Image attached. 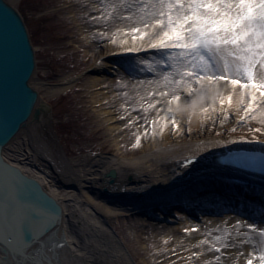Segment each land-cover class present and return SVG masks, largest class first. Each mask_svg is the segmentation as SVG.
<instances>
[{
  "label": "rangeland",
  "instance_id": "rangeland-1",
  "mask_svg": "<svg viewBox=\"0 0 264 264\" xmlns=\"http://www.w3.org/2000/svg\"><path fill=\"white\" fill-rule=\"evenodd\" d=\"M85 2L13 1L26 18L36 49L37 71L34 84L44 101L49 117L41 127L42 135L48 137L55 148L76 163H89L100 155L119 159L139 156L146 151V145L149 149L152 148L155 138L152 135L151 121L156 119L155 115H161L157 111L159 104L148 112H144L140 104L144 103L146 107L148 102H154L155 99L164 102L163 98L158 96L159 87L157 88L154 82L146 84L145 79L151 80L153 73L162 72L164 67L159 64L166 60V54L148 52L145 55H135L131 59L125 56L119 57L116 62H108L113 64L111 68L116 67L115 69L119 68L121 71L106 76L109 83L101 90L110 102L103 107L96 106L92 99L91 86L93 60L100 56L102 58L104 51L111 47L109 44L119 49L120 40L131 37L116 36L114 38L117 44H113L111 38L115 28L112 23H97L92 19L102 16L105 4L112 0ZM124 14L127 15L126 12ZM101 32L105 33L103 37L100 36ZM88 33L92 35L86 36ZM124 65L131 69V75L126 73ZM135 72L139 76L135 77ZM67 74L77 76L72 87L60 92L48 89V83L56 82ZM153 90L157 92L155 97L149 95ZM141 96L145 97L143 102L140 100ZM104 109L112 110L117 118L113 123L118 128L117 132H113L102 114ZM181 111L182 109L177 113ZM240 114L241 112L234 116L229 112L226 123L229 129L225 128L220 133L241 134L264 140V128L261 132H250V127L261 126L255 120L247 124L241 123ZM156 128L159 132V125H156ZM137 136L141 137L138 147L134 146ZM54 188L58 193L71 196L72 203L75 204V217L71 223L77 232L74 233L76 236L73 239L83 241L86 244L85 252L99 261H108L111 264H247V261L252 259L253 264H261L258 258L264 242L259 237V229L264 222H243L235 217L216 213L217 216L213 217L218 219H201L195 224H184L169 214V220L163 219L165 213L156 209L157 205L148 206V213L137 207L126 211V214H98V219L92 216L94 211L87 205L74 200H79L76 187ZM156 214L161 216V219H157ZM253 226L256 231L252 230ZM216 236L223 237L229 244V247L222 248L220 253L209 251L210 245L195 246L201 240L207 239L211 242ZM216 247H220V244L217 243ZM78 254L75 246L69 245L65 254L67 262H76L74 260ZM218 255L220 260L216 259Z\"/></svg>",
  "mask_w": 264,
  "mask_h": 264
},
{
  "label": "bare ground",
  "instance_id": "bare-ground-1",
  "mask_svg": "<svg viewBox=\"0 0 264 264\" xmlns=\"http://www.w3.org/2000/svg\"><path fill=\"white\" fill-rule=\"evenodd\" d=\"M7 1L20 12L30 36L36 65L29 84L37 89L34 84L37 55L26 18L20 9L14 5L13 1L15 0ZM85 4L88 6L87 2ZM82 14L85 16L84 13ZM91 35L92 33H88L86 36ZM128 42L129 44L132 43L131 38H128ZM109 45L111 47L104 51L102 58L101 56L96 57L91 64L93 73L92 99L98 107L106 106L110 102L108 98L104 97L101 90L104 85L109 83L106 76L115 75L121 71L119 68L115 69L116 67L111 68L113 64L108 62H116L119 57L125 56L127 59H131L135 55H145L148 52L153 54L164 53L149 49L146 46L140 51L128 52L124 51L122 45L119 49H116L112 44ZM167 63L170 62L161 61L159 65L164 69L162 72L153 73L154 77L151 80L145 79L146 84L154 82L157 88L159 87L161 90L162 84L158 86L156 82L162 81L163 75L172 71ZM124 69L128 75H131V69H128L126 65H124ZM136 73L134 76H139ZM76 79L77 76L67 74L56 82L48 83L47 87L52 92H60L72 87V83ZM138 81L141 82L140 79ZM220 89L225 95L227 94V89L224 88L223 84ZM162 107H164V102L160 103L157 109ZM215 107L219 109L221 105L217 103ZM223 107L228 108L227 105ZM181 109V112L176 113L180 125L179 130L169 125L164 130L163 135L157 132L153 136L155 138L152 142L154 147L149 149L146 145V151L139 156L119 159L114 156L100 155L93 158L89 163H76L55 148L48 137L42 135L41 127L45 125L49 117L44 101L39 94L34 110L27 122L16 135L7 141L2 148V153L5 160L18 166L22 173L40 182L44 189L61 205L63 219L58 229L60 232L59 240L65 232L68 244H73L79 252L74 260L76 262L72 264L111 263L92 258V255L85 252L86 244L79 239H73L76 236L74 233L77 232L76 228L73 229L74 224L71 223L72 218L75 217V204L72 203L71 196L58 193L54 187H76L79 200H74L87 205L94 211L95 216H92L97 218L99 217L98 214L102 216L126 214V211L137 207H141L139 208L141 211L148 213V206L154 205H157L156 209L165 213L163 219H168L170 216L177 218L184 224H195L197 220L201 221V219L204 221L218 219L213 217L217 216L214 210L223 211L225 206L228 210L230 209L228 208L229 204H234L236 208L227 211L226 215L235 217L239 221L244 222L249 219L242 215L248 211L255 214L253 210L258 209V213L263 215L261 211L264 212V175L259 174L253 168L245 169L242 165L231 164L228 162L230 160L227 163L223 162L221 158L225 160V156L243 148L264 151V140L241 134L220 133L225 128L229 129L226 124L227 120H224L223 123L220 122L224 114L219 111L212 113L210 109L209 114L212 115L213 119H202L199 108L194 112L188 109L183 96ZM159 112L160 116L155 115L157 125L160 124L159 117L167 115L164 111ZM229 112L237 116L240 110L228 108ZM102 114L111 125L110 128L113 132H117V126L113 124L117 118L112 110L104 109ZM189 116L191 117L190 123ZM222 197L225 198L226 202ZM259 198L263 202L258 200ZM67 199L69 201L66 202ZM238 199H240V205L235 204L239 201ZM237 208H239L238 213L240 215L232 212ZM168 214L169 216H167ZM156 218L161 219V216L156 214ZM47 237L48 234L39 241L36 247L46 241ZM0 245L5 247L3 242H0ZM6 247L11 259L16 264L11 250L8 246ZM67 247L63 246L60 249L48 251L42 256H29L28 261L30 262L31 258H38L34 264H70L71 262H67L65 255ZM30 251L32 249L28 250L26 254ZM2 255L6 256L7 253L2 251L0 247V257ZM0 264H5V262H0Z\"/></svg>",
  "mask_w": 264,
  "mask_h": 264
},
{
  "label": "snow or ice",
  "instance_id": "snow-or-ice-1",
  "mask_svg": "<svg viewBox=\"0 0 264 264\" xmlns=\"http://www.w3.org/2000/svg\"><path fill=\"white\" fill-rule=\"evenodd\" d=\"M92 19L112 23L113 44H117L116 36H130L131 44L126 38L119 42L124 51H140L146 46L166 54L172 71L156 82L158 86L162 84L158 96L164 100V107L157 111L167 114L159 117L160 135L169 125L179 130L176 113L181 110L182 96L188 109L194 112L199 108L202 119H213L211 109L212 113L224 114L220 121L223 123L229 118L228 108H236L241 112V123L255 120L261 126L250 127V132L264 128V0H112L105 4L102 16ZM104 35L100 33L101 37ZM222 84L226 95L220 89ZM124 95L127 97V93ZM149 95L155 97L157 92L153 90ZM140 100L143 102L145 97ZM160 103V99H155L140 107L148 112ZM217 103L221 105L219 109L215 107ZM151 125L154 136L157 119ZM140 143L141 137L137 136L134 146ZM9 212L15 215L12 206ZM252 230L256 228L253 226ZM45 234L47 230L42 236ZM259 237L264 242V224ZM217 243L220 247H216ZM201 245H210L209 251L217 253L229 247L221 236L211 242L201 240L195 246ZM216 259L220 260V256ZM258 259L264 264V247ZM247 264H253V260Z\"/></svg>",
  "mask_w": 264,
  "mask_h": 264
},
{
  "label": "water",
  "instance_id": "water-1",
  "mask_svg": "<svg viewBox=\"0 0 264 264\" xmlns=\"http://www.w3.org/2000/svg\"><path fill=\"white\" fill-rule=\"evenodd\" d=\"M36 65L35 52L20 12L7 0H0V245L7 253L0 262L34 264L51 250L69 246L62 224L61 205L36 179L5 160L2 148L27 122L39 92L30 78ZM241 192V191H238ZM9 206L15 209L13 216ZM48 237L39 247L36 245ZM42 236V238H41ZM32 249L28 254L26 252Z\"/></svg>",
  "mask_w": 264,
  "mask_h": 264
}]
</instances>
